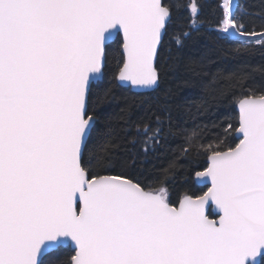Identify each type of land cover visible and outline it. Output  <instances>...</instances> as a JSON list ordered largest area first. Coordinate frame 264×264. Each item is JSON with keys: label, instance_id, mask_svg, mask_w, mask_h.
<instances>
[{"label": "snow or ice", "instance_id": "1", "mask_svg": "<svg viewBox=\"0 0 264 264\" xmlns=\"http://www.w3.org/2000/svg\"><path fill=\"white\" fill-rule=\"evenodd\" d=\"M201 9L0 0V264H264V64L186 55ZM211 26L237 60L264 52V10L217 0Z\"/></svg>", "mask_w": 264, "mask_h": 264}, {"label": "trees", "instance_id": "2", "mask_svg": "<svg viewBox=\"0 0 264 264\" xmlns=\"http://www.w3.org/2000/svg\"><path fill=\"white\" fill-rule=\"evenodd\" d=\"M217 0H200V4L202 5L200 18L203 21L201 26V31L199 33H193L192 38L187 41V47L184 49V53L188 56L198 57L201 53H203L207 48H211L213 50L212 60L213 63L205 68V71L211 72L217 70L221 67L231 68L241 62H246L249 65H260L264 64V52L259 50H255L247 55L242 57V60H237L230 54V49L236 47L235 44H217L215 41L214 32L212 30L211 22L215 20V8H216ZM239 5L242 10L246 9L251 12L253 15L264 10V0H240ZM189 13L187 11H182L177 14L176 21L180 24L186 23V19ZM260 20L256 19V24H259ZM185 30H188L185 28ZM175 32V28L170 29L169 36L166 38L170 42L172 41L173 33ZM174 44V42H173ZM210 78L205 77V79ZM194 82H190L186 84L180 95L181 97H187L189 99H196L199 95L198 89L193 87ZM225 109L223 107L217 110L215 107L211 108L207 115H203L201 119L205 123L211 124L212 120L217 119V117H221L224 113ZM177 124L184 123L183 121H175ZM191 122L187 121V126H190ZM211 131V130H210ZM180 142L179 137L175 140H172L171 143L173 145L178 144ZM131 147V145H128ZM139 146H137V149ZM171 153L167 151H159L157 153H148L147 156L141 154V158L145 161L142 165L143 169L146 172L151 174H155L156 170L162 167L169 157ZM179 163L182 165V172L190 169L192 164L188 161L181 160ZM203 164H201V168L198 170H202ZM175 188L179 191L183 186L182 176L178 175L174 181ZM195 191L201 192L206 190V188H200L197 185L194 188Z\"/></svg>", "mask_w": 264, "mask_h": 264}, {"label": "water", "instance_id": "3", "mask_svg": "<svg viewBox=\"0 0 264 264\" xmlns=\"http://www.w3.org/2000/svg\"><path fill=\"white\" fill-rule=\"evenodd\" d=\"M239 1L240 0H236V2L239 4ZM198 187H200V188H204L202 185H197Z\"/></svg>", "mask_w": 264, "mask_h": 264}]
</instances>
